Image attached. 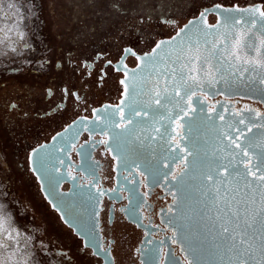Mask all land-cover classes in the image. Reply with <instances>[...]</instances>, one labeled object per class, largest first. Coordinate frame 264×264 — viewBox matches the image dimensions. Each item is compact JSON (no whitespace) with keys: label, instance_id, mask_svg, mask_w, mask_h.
<instances>
[{"label":"flooded vegetation","instance_id":"flooded-vegetation-1","mask_svg":"<svg viewBox=\"0 0 264 264\" xmlns=\"http://www.w3.org/2000/svg\"><path fill=\"white\" fill-rule=\"evenodd\" d=\"M34 2L36 53L20 65L0 64V190L18 213L37 224L44 255H57L66 264H192L189 240L180 239L173 222L172 188L184 169L180 139L189 107L182 108L160 136L156 115L138 110L133 119L122 110L115 113V107L124 96L125 72L137 65L138 55L150 52L195 18H204L209 25L225 24L220 33L225 36L216 45L221 50L232 51L236 37L247 33V43L254 47L238 54L264 59L260 44L264 21L256 17L252 28L250 13H223L216 7L264 9V0H119L115 10L109 0ZM229 15L236 20H226ZM232 62L244 65L242 78L253 79L256 85L246 91L251 95L247 97L200 94L207 102L208 119L218 114L221 119V113L264 116V68L235 58ZM248 70L259 75H247ZM260 94L263 97L257 98ZM222 101L231 106L217 108ZM175 148L181 157L174 156ZM249 159L245 165L251 166ZM249 175L255 185L262 181L264 187L260 179L264 172ZM78 186L100 195L95 227L88 198L80 204L76 197L70 202L71 215L93 227L92 245L64 222L46 196L77 192ZM255 200L251 195L249 214L264 207V197ZM64 207L60 201L59 208ZM212 223L220 230L224 222ZM220 239L234 243L226 235L209 234L208 241Z\"/></svg>","mask_w":264,"mask_h":264},{"label":"water","instance_id":"water-1","mask_svg":"<svg viewBox=\"0 0 264 264\" xmlns=\"http://www.w3.org/2000/svg\"><path fill=\"white\" fill-rule=\"evenodd\" d=\"M225 27L223 23L209 25L204 18H195L185 24L183 32L180 30L171 38L158 42L157 44L161 45L159 49L154 46L150 52L138 55L137 65L125 72L124 96L115 107V113L122 110L133 119L137 118L138 110L145 112L149 117L156 115L159 136L164 133L165 127L170 128L171 119L181 115L182 108L189 107L190 116L184 119V139H180L181 146L185 148L184 169L176 175L172 188L176 195L173 206L176 217L173 222L180 239L189 240L192 264H239L241 258L226 256L240 255L247 248V244L236 243L233 247V243L221 239L220 242L208 241L209 234L220 238L226 235L212 222L223 223L231 218L232 212L247 209L251 195L253 203H257L255 199L264 197L262 181L257 186L249 175V168L256 171V165L259 163L256 157L264 153V116L221 113L223 119H218L219 114L208 119L205 112L207 102L200 96L205 94L212 97L221 94L225 97H247L251 95L246 91L256 85L251 82L253 79L242 78L245 75L242 73L244 65L232 62L234 57L227 55L229 51L216 47L220 43V36H225L220 34L225 31ZM226 43L227 41H221V44ZM194 56L199 58L193 59ZM246 74L253 73L248 70ZM193 78L199 86L187 90L189 94L195 92V95L189 98L185 84H194ZM260 95L257 98L263 97ZM157 99L160 100L159 104L156 103ZM223 106L231 105H225L223 101L216 105L217 108ZM161 117L165 118V121L162 122ZM240 120H244V124H241ZM249 126L252 127L251 132L248 131ZM59 138L53 137L52 140ZM233 140L241 147L237 148L232 143ZM253 140L256 143L249 147L250 141ZM245 148L248 149L252 160V165L247 168L245 162L249 156L243 154ZM181 155V150L175 148L174 156L179 158ZM260 171L264 172V167ZM81 188L78 186L77 192L65 195L47 193L46 196L57 208L64 222L73 227L86 244L92 245L96 236L93 237L89 231L93 227L83 226L80 219L77 221L71 215L70 202L73 203L76 197L80 204L81 200L87 197L90 207L93 204L95 227L100 195L90 191L85 193ZM60 201L65 203L64 208H59ZM234 205H241L242 209L234 208ZM84 230L88 231L93 243ZM248 242L252 243L253 247L251 254L242 258L246 264L264 261L259 235L257 234L255 239L248 238Z\"/></svg>","mask_w":264,"mask_h":264},{"label":"rangeland","instance_id":"rangeland-1","mask_svg":"<svg viewBox=\"0 0 264 264\" xmlns=\"http://www.w3.org/2000/svg\"><path fill=\"white\" fill-rule=\"evenodd\" d=\"M16 1L5 0L4 2L15 5L14 3ZM13 11L15 15L7 11L0 12V41L3 42L0 44L1 46H4V43L9 45L15 40L16 35H23V31L14 30L18 29L17 26L20 27L21 10L18 13L17 8L13 7ZM34 12H36L35 2L34 0H30L29 15L31 23L30 29L27 28V30H29V35L34 46H29L28 49L36 48L37 50V36L34 30L36 14L33 16ZM12 22L14 24L16 23L13 27L11 26ZM36 50H30V55L27 60L33 58ZM0 64H2L1 60ZM15 64L20 65L21 63ZM36 230L37 224L32 221H27L22 212L18 213L13 205L10 204L9 198L0 190V264H66L57 255H44L45 253L41 251L40 244L37 241L38 232Z\"/></svg>","mask_w":264,"mask_h":264},{"label":"snow or ice","instance_id":"snow-or-ice-1","mask_svg":"<svg viewBox=\"0 0 264 264\" xmlns=\"http://www.w3.org/2000/svg\"><path fill=\"white\" fill-rule=\"evenodd\" d=\"M109 6L113 8L114 10L118 8L119 6V0H109ZM11 7V5H9ZM218 9L222 10L223 12L226 13H231L233 11L236 12H249L250 15L253 17L248 23H250L252 28H255L257 25V19L258 17L261 21H264V9L262 8H251V9H240V8H221L220 5L216 6ZM204 14L201 13V16ZM241 20L243 17L240 18ZM226 20L232 21L236 20L235 17L229 15L226 17ZM184 29H181V32H183ZM260 31L262 33V37L260 40V44L264 46V24H261L260 26ZM252 35H255L254 33ZM249 35L247 33H241L236 37V39L233 41L232 45V51L229 52V55L234 57L236 61H243V63L246 64H255L259 63L260 67L264 68V59H261L260 61H254V60H249L245 57H242L239 55V51L243 50L245 47L252 48L254 45L248 44L247 41L249 39ZM161 47L160 44L156 45V48L159 49ZM155 51V50H154ZM198 51V50H197ZM193 59H198V56L192 57ZM59 67V65H57ZM183 79V77H182ZM194 84H185V89H186V95H189V98H191L192 95H195V92H191L190 94L188 93V89H192L194 86H199L198 84H195V78H193ZM123 83V81H122ZM264 83V81H262ZM127 91V88L125 89ZM179 93H177L178 95ZM159 95V94H158ZM156 103L159 104L160 100L157 99ZM223 119V116L220 117ZM130 122V121H129ZM241 124H244V120H240ZM256 127H260V125H256ZM248 131H252V127H248ZM243 135V133H241ZM239 139V137H237ZM264 142V141H262ZM233 144L237 148H240L241 145L237 144L235 140L232 141ZM256 143L255 140L250 141L249 147L254 146ZM243 154L245 156H249L248 149L245 148L243 150ZM256 160L259 161V163L256 165V171H252L249 168V172L252 176H256V172L260 171L262 167H264V153L256 157ZM248 164H252L251 158L248 161ZM2 167V165H0ZM247 168L248 165H245ZM208 179H211V177H208ZM260 179H264V176H261ZM230 211V209H229ZM225 215L227 216L228 213L226 212ZM252 230L251 234L249 233V230ZM221 230L224 234H226V237L228 240L233 241V247L236 246V243L239 245H245L247 244V248L244 249L242 253H240V256L244 255H250L251 254V249L253 247L252 243L248 242V237L251 235L252 239H255L257 237V234L259 235V239L261 241V256L264 257V207H262L259 211H255L251 214L247 212V209L245 208L243 211L237 210L235 212L231 213V218L229 220H226L223 224H221ZM239 264H246V262L241 258ZM258 264H264V261L258 262Z\"/></svg>","mask_w":264,"mask_h":264},{"label":"built area","instance_id":"built-area-1","mask_svg":"<svg viewBox=\"0 0 264 264\" xmlns=\"http://www.w3.org/2000/svg\"><path fill=\"white\" fill-rule=\"evenodd\" d=\"M4 1L0 2V12L7 11V12H11V14L15 15V12L13 11V7L17 8L18 13H20V10H21V16H20V20H19L20 27L17 26L18 29H14V30L23 31V35L20 37V41L16 45L17 50H15V52L7 50V48H8L7 43H4V46L0 45V52L2 51V53H0V60L2 63L8 64V65L12 64V63L13 64L22 63L23 61H26L27 58L29 57L30 50H33V51L36 50V48L28 49L29 46L30 47L34 46L33 42L31 41V37L29 35V30H27V28L30 29V23H31L30 22V15H29L30 0H17L14 3L15 5H13L12 3L11 4L6 3ZM19 3H21V4H19ZM9 4L11 5V7H9ZM13 15H11V16H13ZM33 16H34V14H33ZM13 25H16V23L14 24V22H12L11 26L13 27ZM10 35H13V34H10ZM15 37L17 38V35ZM16 38H14V39H16ZM1 43H3V42L0 41V44Z\"/></svg>","mask_w":264,"mask_h":264},{"label":"bare ground","instance_id":"bare-ground-1","mask_svg":"<svg viewBox=\"0 0 264 264\" xmlns=\"http://www.w3.org/2000/svg\"><path fill=\"white\" fill-rule=\"evenodd\" d=\"M11 4V3H10ZM22 35H18L17 36V39H15V40H13V42H11L9 45H8V49L7 50H9V51H15L16 50V48H17V44L19 43V41H20V37H21ZM2 39H4V38H2ZM16 43V44H15ZM2 53V52H1Z\"/></svg>","mask_w":264,"mask_h":264}]
</instances>
